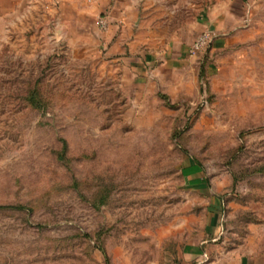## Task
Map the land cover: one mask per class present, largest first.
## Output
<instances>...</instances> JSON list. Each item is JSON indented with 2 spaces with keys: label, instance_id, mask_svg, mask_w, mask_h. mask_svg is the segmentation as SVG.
I'll list each match as a JSON object with an SVG mask.
<instances>
[{
  "label": "rangeland",
  "instance_id": "obj_1",
  "mask_svg": "<svg viewBox=\"0 0 264 264\" xmlns=\"http://www.w3.org/2000/svg\"><path fill=\"white\" fill-rule=\"evenodd\" d=\"M228 1L229 61L191 54L178 87L60 0H0V264H179L203 240L264 263V0Z\"/></svg>",
  "mask_w": 264,
  "mask_h": 264
},
{
  "label": "crops",
  "instance_id": "obj_2",
  "mask_svg": "<svg viewBox=\"0 0 264 264\" xmlns=\"http://www.w3.org/2000/svg\"><path fill=\"white\" fill-rule=\"evenodd\" d=\"M200 1L201 5L207 2ZM228 2L219 0L210 6L204 3L197 10L195 0H60L59 8L64 11L61 10L59 18L68 20L70 6L76 23L93 17L95 23L98 15L106 16L109 27L101 33V39L102 45L109 47L110 54L122 57L127 51L136 57L132 67L136 65L134 71L138 75L158 79L174 77L176 85L182 87L185 69H190L192 79H196V57L188 53V46L198 32L209 28L214 34L209 46L212 59L206 61L208 75L217 65L229 61L230 51L223 50L240 40L241 31L231 32L239 28L238 13L234 9L230 11ZM182 172L191 184L206 183L197 163L184 164ZM207 242H186L179 251V264H264L248 255L211 259Z\"/></svg>",
  "mask_w": 264,
  "mask_h": 264
},
{
  "label": "built area",
  "instance_id": "obj_3",
  "mask_svg": "<svg viewBox=\"0 0 264 264\" xmlns=\"http://www.w3.org/2000/svg\"><path fill=\"white\" fill-rule=\"evenodd\" d=\"M95 23L100 31H105L109 27V21L106 16L102 14L96 17ZM213 36V31L210 29H204L197 33L188 46V53L196 54L197 52L205 50L208 46H210Z\"/></svg>",
  "mask_w": 264,
  "mask_h": 264
},
{
  "label": "trees",
  "instance_id": "obj_4",
  "mask_svg": "<svg viewBox=\"0 0 264 264\" xmlns=\"http://www.w3.org/2000/svg\"><path fill=\"white\" fill-rule=\"evenodd\" d=\"M10 207H14V208H24L25 206L22 205V204H14V205H11Z\"/></svg>",
  "mask_w": 264,
  "mask_h": 264
}]
</instances>
